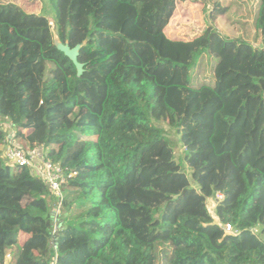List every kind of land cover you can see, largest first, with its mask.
<instances>
[{"label":"trees","instance_id":"obj_1","mask_svg":"<svg viewBox=\"0 0 264 264\" xmlns=\"http://www.w3.org/2000/svg\"><path fill=\"white\" fill-rule=\"evenodd\" d=\"M47 1L53 31L31 1L0 0V122L71 177L53 235L56 199L5 165L0 125V264H264V0L260 47L212 27L168 38L177 0ZM225 6L212 16L242 10ZM54 34L83 44L80 77ZM154 122L179 135L196 188Z\"/></svg>","mask_w":264,"mask_h":264},{"label":"rangeland","instance_id":"obj_2","mask_svg":"<svg viewBox=\"0 0 264 264\" xmlns=\"http://www.w3.org/2000/svg\"><path fill=\"white\" fill-rule=\"evenodd\" d=\"M10 1H18L21 3L31 1L29 8L36 11L37 13L43 14L50 21V26L53 31V13L47 0ZM216 3H219L221 7H226L225 5L228 4L232 11H234V8L239 5L242 10L233 12V14L230 13L229 16H231V18H227V14L226 16H216V18H214L212 16V10L213 5ZM256 5L257 0H177L173 16L171 17L164 31L166 36L170 39L187 41L201 34L206 28L212 27L222 37H250V42H252L253 46L260 47L262 45V41L260 39H254L255 35L252 30V20ZM209 65L207 64V66H205L204 68H199L198 66H196L193 69V74L197 76V79L208 80L211 77ZM0 125L2 126V129L6 132L8 137L13 134V130L8 124L7 120H2L0 122ZM154 125L164 131L165 136L170 142L175 161L183 169L184 173L190 181L191 186L196 188L194 181L190 177L191 171L188 169L183 160L185 149L180 143L179 135L165 122H154ZM220 200L221 197L219 194H216L214 197L208 198L206 200L207 211L212 216V218H214V221L216 223H218L219 221L215 216V207ZM53 208L54 206L52 204L51 209L53 210ZM9 260L10 256L6 258L7 264L9 263Z\"/></svg>","mask_w":264,"mask_h":264},{"label":"built area","instance_id":"obj_3","mask_svg":"<svg viewBox=\"0 0 264 264\" xmlns=\"http://www.w3.org/2000/svg\"><path fill=\"white\" fill-rule=\"evenodd\" d=\"M2 155L5 159L6 166H11L16 169L23 167L29 168L32 174L41 180L47 186L50 194L55 197L56 203L50 214L54 222L52 230V234L54 235L60 228L58 223L62 214L60 205L63 197L62 186L66 184L67 179L71 175L65 174L59 164L52 163L48 160L42 146H36L32 149L24 148L14 140L13 134L8 137V142ZM223 230L226 234H237L228 224L223 226ZM253 231L255 233L257 232L256 230Z\"/></svg>","mask_w":264,"mask_h":264},{"label":"water","instance_id":"obj_4","mask_svg":"<svg viewBox=\"0 0 264 264\" xmlns=\"http://www.w3.org/2000/svg\"><path fill=\"white\" fill-rule=\"evenodd\" d=\"M53 45L55 48L61 52L67 59L71 61L76 69V74L78 77L81 76L83 72V64L79 63L77 58L79 54V50L83 44H77L75 47L70 48L68 44L62 43L56 34L53 35Z\"/></svg>","mask_w":264,"mask_h":264}]
</instances>
